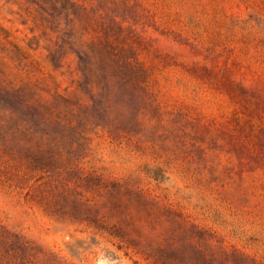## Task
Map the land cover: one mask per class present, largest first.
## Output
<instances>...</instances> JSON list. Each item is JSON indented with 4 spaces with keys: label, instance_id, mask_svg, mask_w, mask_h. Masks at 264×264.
<instances>
[{
    "label": "rangeland",
    "instance_id": "374dc122",
    "mask_svg": "<svg viewBox=\"0 0 264 264\" xmlns=\"http://www.w3.org/2000/svg\"><path fill=\"white\" fill-rule=\"evenodd\" d=\"M56 1L61 68L37 7L0 0V104L72 95L105 36L135 51L147 94L85 138L0 128V226L40 264H264V0Z\"/></svg>",
    "mask_w": 264,
    "mask_h": 264
},
{
    "label": "trees",
    "instance_id": "16d2710c",
    "mask_svg": "<svg viewBox=\"0 0 264 264\" xmlns=\"http://www.w3.org/2000/svg\"><path fill=\"white\" fill-rule=\"evenodd\" d=\"M28 1L37 7L56 34L49 59L55 68H61L65 39L60 32L61 8L58 1ZM130 50L125 46L118 47L109 36H105L101 51L109 54L110 58L99 61L96 68L80 59L79 78L71 80V86L75 88L72 95L58 94V102L39 101L34 92L24 87L3 89L0 105L11 116H17L19 124H0V128H5L2 136L8 131L14 135L30 132L41 138L56 139L65 137L64 133L70 131L73 136L85 138L83 130L90 126L103 125L109 128V132L117 130L121 125V109L131 106L133 91L140 88L146 92L148 88V70L139 63L135 51ZM120 53L126 56L120 58ZM79 90L87 95L84 103ZM35 257L30 244L21 236L0 226V264H40Z\"/></svg>",
    "mask_w": 264,
    "mask_h": 264
}]
</instances>
